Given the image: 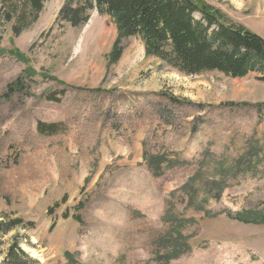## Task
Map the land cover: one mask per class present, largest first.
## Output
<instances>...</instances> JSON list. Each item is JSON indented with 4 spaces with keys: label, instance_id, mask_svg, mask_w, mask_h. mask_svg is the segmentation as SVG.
I'll return each mask as SVG.
<instances>
[{
    "label": "rangeland",
    "instance_id": "1",
    "mask_svg": "<svg viewBox=\"0 0 264 264\" xmlns=\"http://www.w3.org/2000/svg\"><path fill=\"white\" fill-rule=\"evenodd\" d=\"M200 1L264 39V0ZM62 3L18 36L0 23V221L34 224L0 232V264L14 243L23 264H264V224L233 219L264 216V84L184 76L133 38L112 62L109 20L58 23ZM218 165V201L184 188Z\"/></svg>",
    "mask_w": 264,
    "mask_h": 264
},
{
    "label": "trees",
    "instance_id": "2",
    "mask_svg": "<svg viewBox=\"0 0 264 264\" xmlns=\"http://www.w3.org/2000/svg\"><path fill=\"white\" fill-rule=\"evenodd\" d=\"M45 1L0 0V23L10 24L13 36H18L38 20ZM93 13L108 19L118 35L113 47L112 62H117L120 58L119 43L133 38L141 42L145 57L164 62L184 76L216 72L232 79H242L255 75L256 80L264 84V39L203 1L63 0L56 22H64L72 28H78L85 25ZM10 54L18 61H23L20 52L11 50ZM24 74L31 78L34 72L25 70ZM51 80L63 85L53 78ZM20 82L21 80L17 79L15 83L8 85V94L21 92ZM60 95H63V92ZM225 105L249 107L248 104L239 103ZM57 128L53 124L37 125V131L41 135H52L57 132ZM142 158L151 169L159 167L164 161L162 157H150L146 152ZM221 165H218L219 169H215L214 173L208 175L210 177L206 179L207 182L203 183L204 179L196 175L184 188L191 186L195 188L194 193L200 192L208 195L214 202L218 201L228 175V171H225L224 183L215 180L224 172ZM214 188H218L215 194ZM190 200L193 205V199ZM203 202L207 203V200ZM169 214L166 220L176 223V218ZM233 219L243 224H264V216L259 213L243 212L236 214ZM20 226L32 229L34 224L26 225L20 219H13L8 223L2 220L0 232L6 233ZM174 234L177 239L180 238L179 232L174 231ZM19 255L25 256L18 244L14 243L6 255V264H23Z\"/></svg>",
    "mask_w": 264,
    "mask_h": 264
}]
</instances>
